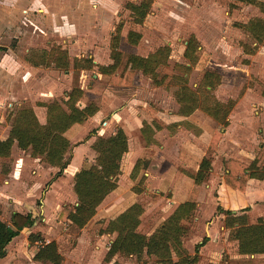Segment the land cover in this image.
I'll list each match as a JSON object with an SVG mask.
<instances>
[{
	"label": "rangeland",
	"instance_id": "374dc122",
	"mask_svg": "<svg viewBox=\"0 0 264 264\" xmlns=\"http://www.w3.org/2000/svg\"><path fill=\"white\" fill-rule=\"evenodd\" d=\"M33 1L36 0H0V138L8 136L10 124L6 117L17 105L30 104L39 122L44 123L47 112L41 103L66 100L71 89L78 87L82 91L78 105L92 102L97 111L66 132L70 148L65 156L69 163L75 164L66 173L94 159L90 144L95 136L91 131L108 137L122 126L132 148V152L128 150L122 156L117 189L98 207L99 217L106 215L103 227L126 211L131 216L127 220L130 226L149 235L185 200L184 193L192 186V179L183 171L194 173L201 157L207 156L211 167L201 186L196 209L190 220L181 221L187 229L181 254L185 259L195 257V244L206 236L195 264H264V256L237 252V242L227 237L224 213L217 210L218 206L228 207L227 201L233 196H249L248 192L243 193L247 187L237 194L217 191L223 159L235 157L249 162L258 153L264 137V98L259 96L264 86V67L248 63L240 44L250 42V38L233 25L260 14L259 9L238 0H153L144 21L138 24L133 22L125 3L139 0H77L76 4H68L67 0H39L37 5ZM232 2L237 7L230 8ZM120 20L123 21L121 50L147 55L163 45L170 46L168 61L155 69L158 77L167 75L161 85H155L139 71L133 83L122 88L98 72L97 65L110 59V35ZM129 29L142 34L136 45L126 41ZM190 34L202 46L199 55L201 60L206 56L205 69L221 75V83L214 91L216 96L221 100L236 99L216 151L209 149L208 142L217 123L198 109L191 115H182L172 94L173 87L167 85L170 76L177 73L175 64L186 61L183 49ZM53 43L68 49V69L55 65L36 68L22 61L27 47H49ZM201 77L202 70L193 68L188 85L198 88ZM146 104L157 111L148 110ZM141 119L152 122L155 131L146 127L144 133L141 127L140 133ZM146 140L148 145L144 144ZM139 154L147 157L146 168L142 170L146 180L138 184L142 190L135 193L131 189L138 180H131L129 173L133 158ZM47 166L16 145L9 156L0 157V219L8 221L13 210L30 211L35 217L33 225L21 231L13 243L14 248H19L17 256L24 261L22 264H48L31 260L32 249L27 239L30 232L53 236L64 256L62 264H160L154 256L144 253L103 260L116 232L92 234L93 222L79 231L68 222L59 221L58 211L65 205L73 206L76 195L65 169L63 174L53 177L58 170L54 173ZM10 171L15 175L14 181L7 180L12 177ZM9 197L14 198L16 206ZM247 214L249 222L264 217V199L253 201Z\"/></svg>",
	"mask_w": 264,
	"mask_h": 264
},
{
	"label": "trees",
	"instance_id": "16d2710c",
	"mask_svg": "<svg viewBox=\"0 0 264 264\" xmlns=\"http://www.w3.org/2000/svg\"><path fill=\"white\" fill-rule=\"evenodd\" d=\"M240 3L252 4L259 8L261 15L253 16L246 22H234V26L240 28L250 38V42H244L243 52L252 54L255 61L264 63V54L258 53L260 46L264 45V0H238ZM153 0L128 1L125 8L129 10L134 23L141 24L148 14ZM230 8L237 7V3L229 4ZM123 21L116 23L109 40L110 62L97 65L98 72L109 76V82L115 85H131L137 72L148 75L155 85H161L166 74L158 77L155 69L160 64L168 61L170 46L163 45L147 55H133L120 49L121 31ZM141 32L129 29L126 41L136 45L141 39ZM254 43V44H253ZM200 42L194 34H190L186 40L183 56L185 62L175 64L177 73L170 76L167 85L173 87V97L179 106L182 115H191L196 109L210 116L217 127L211 132L208 147L216 151L219 141L229 124V113L236 103V99L220 100L214 93L221 82V75L216 71L205 69V58L200 59ZM24 60L36 67L55 65L58 68L68 69L70 64L68 49L61 44H51L49 47H30L24 55ZM202 70L200 86L196 89L188 85V76L193 68ZM264 96V87L261 91ZM82 91L73 87L66 100L53 99L50 102H42L46 106V121L40 123L36 113L30 104H19L6 117L10 124L8 136L4 141L0 140V157H7L11 153L13 145L23 151H28L33 157H39L50 166H55L58 171L53 177H58L67 167L70 160L65 156L69 151L70 141L66 132L76 123H83L89 116L94 115L97 106L92 102L79 106ZM151 111L155 107L146 104ZM158 125H156L157 127ZM172 126V125H169ZM151 126L143 121L144 128ZM95 136L90 144L94 152V159L83 164L76 170L72 177V190L76 195L73 206L65 205L60 208L57 219L68 222L71 228L80 231L96 214L97 207L105 197L118 186V176L121 173V160L128 151V136L125 130L118 126L111 136L104 137L91 131ZM153 141V140H152ZM149 141L146 140V145ZM146 157H138L129 173L131 180H138L132 187L135 193L142 189L138 184L146 180L142 172L146 168ZM223 164V181L232 189L244 191L249 179H264V137L260 143L258 153L249 161L226 157ZM211 160L202 156L194 173L183 171L192 179V186L184 201L179 202L163 221L158 224L149 235L136 231L127 222L130 215L123 211L115 216L103 227V219L94 221L90 228L92 234L116 232V236L110 242L103 260L110 261L116 255L147 254L154 256L155 262L160 264H194L198 260V249L207 241L206 236L195 244L196 256L185 259L181 254L182 239L186 234V228L182 220H190L197 206V198L202 184L209 176ZM146 187L148 183L145 182ZM145 187V188H146ZM217 210L224 213L223 225L228 229L227 237L237 242V252L242 255H254L264 253V219L258 217L256 221L249 222L247 211L249 206L238 211L218 206ZM35 217L31 212L22 213L14 211L9 220L0 219V257L6 253V246L11 239L17 236L23 228L31 227ZM79 233V232H78ZM33 252L32 259L48 264H62L64 256L59 252L57 242L50 234L30 232L27 236ZM47 239V241H46ZM246 264V263H243Z\"/></svg>",
	"mask_w": 264,
	"mask_h": 264
},
{
	"label": "crops",
	"instance_id": "0c3cea01",
	"mask_svg": "<svg viewBox=\"0 0 264 264\" xmlns=\"http://www.w3.org/2000/svg\"><path fill=\"white\" fill-rule=\"evenodd\" d=\"M34 2V5H37V4H39V0H36V1H33ZM67 2H68V4H76L77 3V0H67ZM252 5V4H251ZM258 8V7H257ZM259 9V8H258ZM260 11V10H259ZM259 15H261V12H260V14H256V15H254V16H259ZM253 17V16H252ZM246 22V21H245ZM185 43H186V41H185ZM185 43H184V46H185ZM254 44V43H253ZM30 47H27L24 51V55H25V53L28 51V49H29ZM199 48H200V50H201V48H202V46H201V44H200V46H199ZM184 50V49H183ZM243 51V50H242ZM257 52L258 53H261V54H264V45H262V46H260L259 48H258V50H257ZM244 54H245V58L246 59H248V63H252L253 65H255L256 67H258L259 68V66L260 67H264V63L263 62H259V61H255L254 59H253V55L252 54H246L245 52H244ZM24 55H23V58H22V61L25 63V64H27L28 66H33V65H29L28 64V62H26L25 60H24ZM108 62H110V59H109V61H107V62H105V63H108ZM105 63H101V64H105ZM0 64H1V62H0ZM34 67H36V66H34ZM37 68V67H36ZM100 75L101 76H107V75H104V74H101L100 73ZM108 77V81H109V76H107ZM221 83V82H220ZM113 85H115V84H113ZM220 85V84H219ZM118 86H120V87H122V88H126V87H129L130 85H118ZM264 87V86H263ZM262 87V88H263ZM261 91H262V89H261ZM261 93V92H260ZM260 96V98H264V96L262 95V93L259 95ZM220 99V98H219ZM221 100V99H220ZM146 106V105H145ZM148 109V108H147ZM156 109V108H155ZM233 109V108H232ZM148 110H150V109H148ZM197 110V109H196ZM199 110V109H198ZM151 111V110H150ZM156 111H157V109H156ZM201 111V110H200ZM152 112H154V111H152ZM230 114V113H229ZM210 117V116H209ZM228 119H229V116H228ZM146 122L151 126V128L153 129V132L155 131V127H154V124L152 123V122H149V121H147L146 120ZM215 122V121H214ZM105 124L107 123V122H104ZM77 124V123H76ZM76 124H74L73 126H75ZM142 125H143V119H141V126L139 127V132L141 133V127H142ZM229 125V124H228ZM227 125V126H228ZM226 126V127H227ZM122 127V126H121ZM226 127H225V130H226ZM225 130H224V132H225ZM263 132H264V129H263ZM224 134V133H223ZM7 136V135H6ZM6 136H4V137H1L0 138V140H4L5 138H6ZM223 136V135H222ZM141 137H142V134H141ZM153 138H154V133H153ZM222 138V137H221ZM210 139V138H209ZM221 140V139H220ZM146 142V141H145ZM145 142H144V144H145ZM220 142V141H219ZM219 145V144H218ZM129 148H128V150H129V152H132V148H131V146H130V143H129V146H128ZM144 147V146H143ZM146 147V146H145ZM128 152V151H127ZM20 157L21 156H19L18 157V161L20 160ZM138 157H142L140 154L139 155H137V156H135L134 158H133V160H132V165H131V168H132V166H133V164H134V162H135V160L138 158ZM147 158V157H146ZM235 158V157H234ZM238 159V158H237ZM241 160V159H240ZM245 162H247V161H245ZM17 163V162H16ZM75 166V164L74 163H69L68 165H67V167L65 168V171H64V173H65V175L67 176H69V180L70 181H72V177H73V174H74V171L75 170H73L72 172H68V173H66V170L70 167V166ZM18 166H20V163H18ZM48 170H54V173L58 170V168L57 167H55V166H50V165H48L47 167H46ZM68 171V170H67ZM63 174V173H62ZM9 175V174H8ZM61 175V174H60ZM59 175V176H60ZM9 176H12V177H10V178H8L7 180L8 181H14L16 178H13V176H15V175H13L12 174V172L10 171V175ZM187 177V176H186ZM187 178H189V177H187ZM190 179V178H189ZM6 180V179H5ZM148 181V180H147ZM264 179L263 180H259V179H254V178H251V179H249L248 180V182H247V185H246V187H247V189L243 192V193H249V196L247 195V196H243V197H237V196H233V198L230 200V201H227V205H228V207H225V208H227V209H232V210H234V211H238L240 208H243V207H245V206H249V210H250V207L252 206V203H253V201H255V200H261V199H264ZM248 186H249V191H248ZM219 189H217V191L218 192H220V190H222V191H224L225 193H229V192H232V193H242L241 191H239V190H237V189H232V188H230L229 186H227L225 183H224V181H223V173H222V176H221V179H220V181H219ZM117 189V188H116ZM115 189V190H116ZM189 190H190V188H188ZM187 189V192L186 193H184V196L186 197L187 196V193H188V190ZM115 190H113L112 192H114ZM112 192H110V193H112ZM74 193V192H73ZM109 193V194H110ZM230 194V193H229ZM11 196V195H10ZM108 196V195H107ZM106 196V197H107ZM106 197H105V199H106ZM248 198H249V200H248ZM104 199V200H105ZM9 200H11V204H13L14 206H16V203H15V200H14V198H11L10 199V197H9ZM104 200L101 202V204H103V202H104ZM100 204V205H101ZM249 204V205H248ZM99 205V206H100ZM98 206V207H99ZM97 207V210L99 209ZM18 209V208H17ZM251 210H253V207H252V209ZM14 211H19V210H13L12 212H14ZM11 212V213H12ZM19 212H21V211H19ZM27 212H30V211H27ZM248 212V211H247ZM22 213H26V212H22ZM99 213H101V212H99V211H96V214L91 218V220L88 222V223H91V222H93L94 223V221L95 220H97V219H103V223L105 222L104 221V217L103 216H106L105 214L104 215H102V217H99L100 215H99ZM258 217H262L263 219H264V217L263 216H258ZM257 217V218H258ZM24 229H26V228H23V230ZM23 230H21V231H23ZM21 233V232H20ZM20 233L17 235V236H15V237H13L12 239H11V241L7 244V246H6V253L3 255V256H1L0 257V264H22L24 261L22 260V258L20 257L19 259H18V252H17V250L19 249H17V247L16 248H14V246H13V243L15 242V240H16V238L20 235ZM32 253V256H31V260H33L32 259V257H33V252H31ZM259 256H264V253H260V254H258ZM105 256V255H104ZM241 256V255H240ZM28 258L30 259V257L28 256ZM104 258V257H103ZM198 259H200V253H199V258ZM21 263H20V262ZM198 261V260H197ZM197 263V262H196ZM195 264V263H194Z\"/></svg>",
	"mask_w": 264,
	"mask_h": 264
}]
</instances>
